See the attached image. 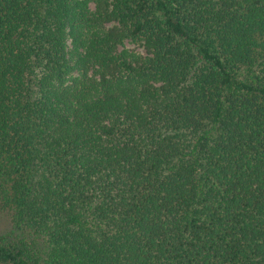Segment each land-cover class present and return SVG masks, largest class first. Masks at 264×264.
Wrapping results in <instances>:
<instances>
[{
	"label": "trees",
	"instance_id": "1",
	"mask_svg": "<svg viewBox=\"0 0 264 264\" xmlns=\"http://www.w3.org/2000/svg\"><path fill=\"white\" fill-rule=\"evenodd\" d=\"M0 215V264H264V0H0Z\"/></svg>",
	"mask_w": 264,
	"mask_h": 264
},
{
	"label": "rangeland",
	"instance_id": "2",
	"mask_svg": "<svg viewBox=\"0 0 264 264\" xmlns=\"http://www.w3.org/2000/svg\"><path fill=\"white\" fill-rule=\"evenodd\" d=\"M90 8L93 9L92 4L90 5ZM120 49H127L129 51H133L141 55L145 54L144 49L140 45L132 43L128 40L124 42V44L120 47ZM8 230H9L8 217L6 215H0V234L5 233Z\"/></svg>",
	"mask_w": 264,
	"mask_h": 264
}]
</instances>
